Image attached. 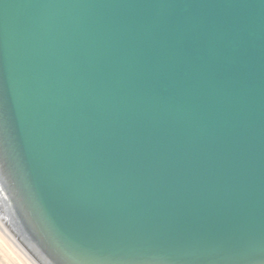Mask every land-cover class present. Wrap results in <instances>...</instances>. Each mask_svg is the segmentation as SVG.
<instances>
[{
    "label": "water",
    "instance_id": "95a60500",
    "mask_svg": "<svg viewBox=\"0 0 264 264\" xmlns=\"http://www.w3.org/2000/svg\"><path fill=\"white\" fill-rule=\"evenodd\" d=\"M0 192L46 264H264V0H0Z\"/></svg>",
    "mask_w": 264,
    "mask_h": 264
},
{
    "label": "bare ground",
    "instance_id": "6f19581e",
    "mask_svg": "<svg viewBox=\"0 0 264 264\" xmlns=\"http://www.w3.org/2000/svg\"><path fill=\"white\" fill-rule=\"evenodd\" d=\"M0 196L2 198L1 192H0ZM0 244L5 245L8 248L10 246L9 249L13 247L12 249H15L14 251H16L17 249L16 247H18L20 249L21 254L19 252L18 253L22 255L25 259H27L28 263L30 264H46L45 261L42 258H40L39 255L36 254L31 244H29L27 240H25L24 237L19 232H16V230L13 229L10 219L8 221L4 214H0ZM20 245L22 246V248H24L27 251L30 257L26 254L24 250L21 249ZM9 253L11 254L10 251Z\"/></svg>",
    "mask_w": 264,
    "mask_h": 264
},
{
    "label": "rangeland",
    "instance_id": "374dc122",
    "mask_svg": "<svg viewBox=\"0 0 264 264\" xmlns=\"http://www.w3.org/2000/svg\"><path fill=\"white\" fill-rule=\"evenodd\" d=\"M11 234V233H10ZM4 246V247H3ZM12 246V245H11ZM0 264H27L28 263V261H27V259H25L22 255H20L21 254V252H20V249L18 248V247H16L17 249H16V251H14L15 249H12L13 247H11V249H9L10 248V246H9V248L8 247H6L5 245H1L0 244ZM20 247H21V249L22 250H24L25 252H26V254L29 256V254L27 253V251L24 249V248H22V246L20 245ZM11 252V254L9 253V251ZM12 250V251H11ZM13 252H14V254H13ZM20 254H19V253ZM18 254V255H17ZM30 257V256H29ZM25 260H26V262H25ZM34 261V260H33ZM19 262V263H18ZM28 264H30V263H28Z\"/></svg>",
    "mask_w": 264,
    "mask_h": 264
}]
</instances>
